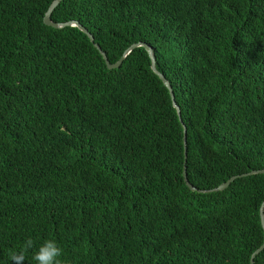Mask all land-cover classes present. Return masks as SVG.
<instances>
[{
    "label": "trees",
    "instance_id": "16d2710c",
    "mask_svg": "<svg viewBox=\"0 0 264 264\" xmlns=\"http://www.w3.org/2000/svg\"><path fill=\"white\" fill-rule=\"evenodd\" d=\"M0 0V264H250L264 232V0ZM183 126L186 128L184 162ZM197 191H191L184 181ZM207 191V192H200ZM264 264V250L254 258Z\"/></svg>",
    "mask_w": 264,
    "mask_h": 264
},
{
    "label": "water",
    "instance_id": "95a60500",
    "mask_svg": "<svg viewBox=\"0 0 264 264\" xmlns=\"http://www.w3.org/2000/svg\"><path fill=\"white\" fill-rule=\"evenodd\" d=\"M62 0H54L50 6L48 7L44 18H43V24L45 26L51 27L53 29H63L66 27H75L78 30H80L84 35H86L89 39V41L93 44L94 48L99 52V54L102 56L105 65L107 67L108 70H114V69H118L122 62L126 59V57L135 49L137 48H143L150 61H151V70L152 72L160 79V81L162 82V84L165 86V88L168 90L170 98H171V102H172V106L173 108L176 110L177 116L179 118V121L181 123V114H180V109L177 106V104L175 103L174 100V96H173V92L172 89L169 85V83L167 82V80L165 79V77L160 74L156 68H155V58H154V53L151 49V47H149L147 44L145 43H137V44H133L131 45L127 50L124 51V53L122 54L121 58L119 59V61L116 64H110L107 60V57L105 55V53L100 49V47L94 43V38L93 36L84 28L82 27L78 22L75 21H71V22H67V23H54L51 20V15L53 13V11L58 7V5L61 3ZM183 140H184V162L186 161V128L183 126ZM257 174H264V170H258V171H252L250 173L247 174H242V175H238V176H233L230 179H228L226 182H224L223 184L219 185L217 188L213 189V190H209L208 192H221L224 191L231 183H233L236 179L239 178H244L250 175H257ZM184 181L187 185V187L191 190V191H197L192 185L189 184V182L187 181V177H186V173H185V168H184ZM202 193L207 192V191H200ZM259 217H260V223H261V227L262 230L264 232V202L261 204L260 208H259ZM264 250V239L263 242L261 244V246L251 255L250 258V264H254V258L255 256H257L260 252H262Z\"/></svg>",
    "mask_w": 264,
    "mask_h": 264
},
{
    "label": "clouds",
    "instance_id": "9594fccd",
    "mask_svg": "<svg viewBox=\"0 0 264 264\" xmlns=\"http://www.w3.org/2000/svg\"><path fill=\"white\" fill-rule=\"evenodd\" d=\"M33 247V239L31 237L27 238L22 245V250L13 251L10 254L11 264H24L25 252ZM62 254V248L54 240H45L33 254L32 260L35 264H60L59 258Z\"/></svg>",
    "mask_w": 264,
    "mask_h": 264
}]
</instances>
